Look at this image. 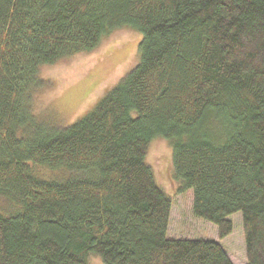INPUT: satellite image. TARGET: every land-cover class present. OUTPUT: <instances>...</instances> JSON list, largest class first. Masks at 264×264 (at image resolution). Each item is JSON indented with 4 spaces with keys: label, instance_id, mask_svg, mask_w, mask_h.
<instances>
[{
    "label": "trees",
    "instance_id": "trees-1",
    "mask_svg": "<svg viewBox=\"0 0 264 264\" xmlns=\"http://www.w3.org/2000/svg\"><path fill=\"white\" fill-rule=\"evenodd\" d=\"M121 29L142 37L137 65L70 126L35 123L41 69ZM156 138L193 216L221 240L239 212L245 264H264V0H0V195L20 207L0 215V264H232L217 241L166 238Z\"/></svg>",
    "mask_w": 264,
    "mask_h": 264
},
{
    "label": "rangeland",
    "instance_id": "rangeland-1",
    "mask_svg": "<svg viewBox=\"0 0 264 264\" xmlns=\"http://www.w3.org/2000/svg\"><path fill=\"white\" fill-rule=\"evenodd\" d=\"M141 35L130 30H117L105 38L95 50L82 53L54 66L43 67L40 88L31 93L30 114L35 123L65 128L88 112L109 90L138 63L137 49ZM33 130H17L24 138ZM145 162L153 172L156 184L171 198L166 238L171 240L217 241L232 264H245V244L239 212L228 220L231 233L218 240L215 225L195 218L192 214V192H178V184L171 177V149L165 140L153 139L147 148ZM30 173L47 182L64 183L72 170L28 163ZM74 177V176H73ZM0 195V215L7 217L17 207ZM20 210V207H18ZM89 264H103L95 255L88 256Z\"/></svg>",
    "mask_w": 264,
    "mask_h": 264
}]
</instances>
